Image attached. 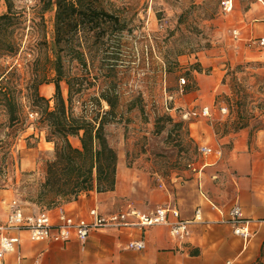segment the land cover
<instances>
[{"label":"rangeland","instance_id":"374dc122","mask_svg":"<svg viewBox=\"0 0 264 264\" xmlns=\"http://www.w3.org/2000/svg\"><path fill=\"white\" fill-rule=\"evenodd\" d=\"M221 1L101 0L106 10L121 18L123 31L118 36L114 29L103 34V42L97 40L96 50L87 57V67L65 61L70 73L91 81L73 97L76 114L81 113L82 107L90 109L92 97L102 89L115 91V116L105 126V132L120 165L132 171L127 179L142 181L137 174H143L151 185L171 186L175 174L186 180L193 178L202 155L192 134L193 126L190 127L195 119L187 112L198 97L207 100L212 96L218 115L220 104L224 105L223 119L213 122L217 134L234 132L243 125L241 128H249L248 145L253 143L264 111V59L227 60L219 67L206 60L215 44L236 39L233 27L223 37L216 31L218 21H230L232 13H224ZM14 2L17 7L29 8L38 0ZM4 9L1 2L0 12ZM53 18L54 10L45 13L49 42ZM22 55L1 62L6 66L16 64L18 73L28 78L39 67H26ZM113 63L115 68L110 72L108 67ZM44 72L50 78L54 76L48 65ZM205 85L210 90L204 89ZM60 87L67 99L66 83L61 81ZM39 92L49 99L52 108L53 83L40 85ZM24 94L22 89L24 123L8 125L7 116L0 109V190H9L7 198L14 196L29 209L42 208L39 187L46 161L53 154V143L45 140L37 109L30 106ZM100 103L108 109L104 101ZM71 141L79 145L77 137ZM131 199L122 196L115 208L124 205V200L134 203Z\"/></svg>","mask_w":264,"mask_h":264},{"label":"crops","instance_id":"0c3cea01","mask_svg":"<svg viewBox=\"0 0 264 264\" xmlns=\"http://www.w3.org/2000/svg\"><path fill=\"white\" fill-rule=\"evenodd\" d=\"M232 4L230 21H218L216 31L223 37L233 27L240 35L233 36L236 39L231 42L214 43L206 60L216 67L227 60L264 59V48L252 41L264 34V0H232ZM204 89L210 90V86L205 85ZM193 103L187 112L195 119L190 122L193 137L198 147L208 145L213 151L201 156L192 179L175 174L171 186L151 185L143 174H137L142 181L127 179L132 171L120 165L118 157L114 190H89L65 204L68 211L82 216H87L92 207L108 214L124 210L128 204L146 213L160 205H172L182 219L189 220L188 236L173 237L167 225L148 226L144 230L145 248L135 250L126 247L130 240L140 237V229L132 226L120 230L116 227L95 229L84 243L76 239L64 244L30 241L22 233L17 250L7 253L0 264H254L264 261V111L262 125L255 129L254 141L249 146L248 127L226 134L215 132L213 122L223 119L224 105L220 104L218 115L212 96L207 100L198 97ZM205 106L209 109L208 115L201 113ZM2 195L6 196L0 198V222L6 216L5 203L14 197L7 198L9 190H0ZM122 196L132 198L134 203L124 200V205L115 208ZM21 204L25 213L41 209H29ZM234 205H239L243 217L250 220L253 235L248 241L235 235L230 225L218 222ZM196 209L200 210V221L193 220Z\"/></svg>","mask_w":264,"mask_h":264},{"label":"trees","instance_id":"16d2710c","mask_svg":"<svg viewBox=\"0 0 264 264\" xmlns=\"http://www.w3.org/2000/svg\"><path fill=\"white\" fill-rule=\"evenodd\" d=\"M1 2L5 9L0 12V109L7 116L8 125L24 123V89V98L37 109L45 140L53 143V154L46 161L38 193L43 207L70 202L93 189L114 190L118 157L108 142L105 126L115 116L117 95L109 87L102 89L92 97L90 109L82 107L81 113L76 114L73 97L91 81L70 73L65 61L87 67V57L96 50L97 40L103 42L102 35L113 29L120 35L123 21L106 10L101 0H38L29 8L17 7L14 0ZM52 10L53 35L49 42L45 13ZM21 53L26 67H39L28 78L18 73L16 64L6 66L1 62ZM47 65L54 72L51 78L44 72ZM114 66L115 63L109 65L108 70L112 72ZM61 81L67 85V99L62 96ZM47 83L54 85L52 108L49 99L39 92L40 85ZM101 101L108 109H103ZM70 137H77L79 145H73Z\"/></svg>","mask_w":264,"mask_h":264},{"label":"built area","instance_id":"2783aa9c","mask_svg":"<svg viewBox=\"0 0 264 264\" xmlns=\"http://www.w3.org/2000/svg\"><path fill=\"white\" fill-rule=\"evenodd\" d=\"M221 5L224 13L232 11V0H222ZM232 34L234 37H238L240 31L233 29ZM252 41L259 48H264V34ZM221 110L226 112L225 108ZM201 113L208 115V107H203ZM212 151L213 149L208 145L198 147V152L201 155L209 154ZM65 204L62 203L49 208L43 207L36 213H25L24 207L16 197L5 203L6 216L0 222V261L4 259L7 253L17 250V246L22 240V233H25L30 241L64 244L71 239H76L80 243H84L91 231L95 229L116 227L120 230L132 226L140 229V237L130 240L126 247L135 250L145 248L144 230L148 226L167 225L170 235L177 238L189 235V220L182 219L179 210L172 205H160L146 213L139 211L132 204H128L126 209L108 214H103L97 207H92L88 210L87 216H82L68 211ZM52 210L55 211L54 214L51 213ZM193 220H201L199 209L195 210ZM218 222L230 225L233 233L240 236L244 241H248L253 235L250 220L243 217L239 205L231 207L226 216L218 219Z\"/></svg>","mask_w":264,"mask_h":264}]
</instances>
